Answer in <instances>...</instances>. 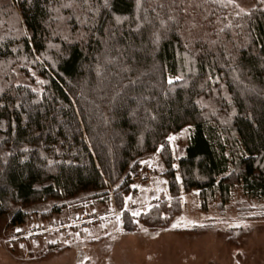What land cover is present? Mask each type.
<instances>
[{"label": "trees", "instance_id": "1", "mask_svg": "<svg viewBox=\"0 0 264 264\" xmlns=\"http://www.w3.org/2000/svg\"><path fill=\"white\" fill-rule=\"evenodd\" d=\"M253 1L0 0V219L26 227L111 195L123 210L158 152L171 208L192 190L204 208L227 203L235 184L264 201V0ZM186 127L175 167L169 138ZM165 214L139 221L161 229Z\"/></svg>", "mask_w": 264, "mask_h": 264}, {"label": "rangeland", "instance_id": "2", "mask_svg": "<svg viewBox=\"0 0 264 264\" xmlns=\"http://www.w3.org/2000/svg\"><path fill=\"white\" fill-rule=\"evenodd\" d=\"M229 1L236 11L255 5L253 0ZM4 131L3 124L0 141ZM193 132V127H186L170 136L175 167L186 156ZM143 163L137 174L151 181L140 185L133 180L134 191L123 210L111 195L110 200L88 203L77 213L72 208L52 221L31 222L22 228L47 231L23 242L13 240L16 228L10 226L9 217L0 219V264H264V201L248 197L235 184L227 203L215 196L204 208L199 192L192 190L182 191L179 203L171 208L161 154H152ZM154 207L167 214L162 216L164 224L160 221L162 228L151 230L139 217ZM123 211L132 217L130 230L124 227ZM84 218L89 222L83 239L69 229L50 231L51 223L67 226Z\"/></svg>", "mask_w": 264, "mask_h": 264}, {"label": "built area", "instance_id": "3", "mask_svg": "<svg viewBox=\"0 0 264 264\" xmlns=\"http://www.w3.org/2000/svg\"><path fill=\"white\" fill-rule=\"evenodd\" d=\"M133 180L136 181L140 185L149 184L151 181L149 176H140L138 174H136L133 177ZM88 222L89 220H87V218H84L80 220L78 223L70 224L67 226L65 225L53 226L54 224L51 223L50 231L53 232L54 230L60 229L59 232L64 233L65 231H67V229H69L73 234L77 235L80 239H83L85 236V232L88 228ZM17 229H19V231H17ZM46 231H47L46 229L43 231V229L38 226H35V227L33 226V228H31V231L29 229L19 227V228H16L14 231L13 240L17 242H23L27 238H34L36 237L35 235L42 234ZM66 239L70 240L71 237L69 235H66Z\"/></svg>", "mask_w": 264, "mask_h": 264}, {"label": "snow or ice", "instance_id": "4", "mask_svg": "<svg viewBox=\"0 0 264 264\" xmlns=\"http://www.w3.org/2000/svg\"><path fill=\"white\" fill-rule=\"evenodd\" d=\"M171 82V81H170ZM17 231H19V229H17ZM21 247H23V245H21Z\"/></svg>", "mask_w": 264, "mask_h": 264}]
</instances>
